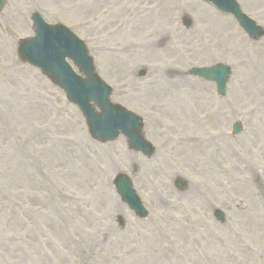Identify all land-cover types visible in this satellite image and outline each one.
<instances>
[{
	"label": "rangeland",
	"instance_id": "1",
	"mask_svg": "<svg viewBox=\"0 0 264 264\" xmlns=\"http://www.w3.org/2000/svg\"><path fill=\"white\" fill-rule=\"evenodd\" d=\"M157 1L7 0L0 13V264H264L259 220L241 217L253 199L232 190L245 171L257 174V185L264 179V0H235L262 28L259 38L203 0H168L175 40L211 43L210 54L182 69L171 68L170 55H148L151 42L144 41L162 25L153 16ZM35 13L86 45L97 75L112 88L111 101L142 119L151 156L132 150L123 135L94 140L63 90L20 59L19 43L35 36ZM216 65L231 71L224 96L214 82L192 75ZM177 77L182 84L168 83ZM247 82L257 85L252 92L242 86ZM203 134L212 140L219 177L210 184L184 143ZM122 175L145 218L119 196ZM216 210L225 213L224 223Z\"/></svg>",
	"mask_w": 264,
	"mask_h": 264
},
{
	"label": "water",
	"instance_id": "2",
	"mask_svg": "<svg viewBox=\"0 0 264 264\" xmlns=\"http://www.w3.org/2000/svg\"><path fill=\"white\" fill-rule=\"evenodd\" d=\"M206 1L222 12L234 15L251 37L263 36V30L242 13L235 1ZM5 3L6 0H0V12ZM32 20L36 27V36L20 42V59L40 69L66 93L68 100L77 106L85 117L89 133L94 140L105 143L124 135L132 150L151 156L154 148L143 136L141 119L123 107L111 103L112 91L96 75L93 60L88 55L84 43L63 26L47 25L39 14H34ZM186 24L190 23L186 21ZM67 59L72 60L85 75V79L74 72ZM193 75L216 83L219 94L223 96L226 94L231 71L227 66L216 65L209 69H196ZM92 104L100 109V113L96 112ZM240 132L241 127L235 126L234 133ZM178 187L182 188L183 184L178 182ZM116 188L122 200L137 216L140 218L147 216V211L127 176L118 177ZM216 217L221 222L225 221L224 214L220 211L217 212Z\"/></svg>",
	"mask_w": 264,
	"mask_h": 264
},
{
	"label": "bare ground",
	"instance_id": "3",
	"mask_svg": "<svg viewBox=\"0 0 264 264\" xmlns=\"http://www.w3.org/2000/svg\"><path fill=\"white\" fill-rule=\"evenodd\" d=\"M156 5L157 6L153 10V16L160 18L162 20V25L155 32H153L154 34L151 33L150 36H147L146 40L144 41V42H147V41L151 42L152 52L148 54L151 58L156 59L159 57L170 55L167 61L170 63L171 68L178 69L179 67L180 69H182L183 66L185 67L189 66L190 61H192L194 58H198L199 54H202V53L207 54V55L210 54V51L207 49L209 48V45L211 44L209 42L206 44H197V43L195 44L194 42H191L190 43L191 45H188V44H182L178 42L177 40H175L179 30H178V27L175 25V23H172L171 21L172 14L169 10L170 1L168 2V0H158L156 2ZM192 5L195 7H200V5L197 2L195 3L192 2ZM147 10H149V8H147ZM202 10L210 13V10L208 8L203 7ZM205 16H203V18ZM228 23H230L229 19L223 20V26H226ZM169 36H172L175 41L171 39V37L169 38ZM230 38L232 37L230 36ZM230 38H227V40L229 41ZM169 40L171 42H169ZM238 43H241V42L238 41ZM156 44H158L160 49H155L157 47ZM143 46L147 47L150 45L144 43ZM235 46H238V45L235 44ZM239 48L242 49V51L244 50L252 51V48L250 49V46L244 43H241ZM210 50H212L211 46H210ZM241 57H244V56L241 55ZM181 79H182L181 77H177L173 81H168V83L170 85L182 84ZM242 86L248 92H252L255 86L257 85H255V83H252V82H247ZM185 90H186L187 95L189 94L192 95V93L188 91L186 88ZM152 127H154L153 124H152ZM149 131H150L149 133L153 134V131L151 130ZM159 131H162V129H159ZM184 143L188 144L192 148L189 151H187V153H188V158L191 160L193 164H195V166L193 167L197 168L199 166H204L207 168V170H205L204 173L209 174L210 177L206 180V182L210 184V181H213V180L217 181V179L215 178H219V177L214 176V174L216 173V169H215V163L213 160L215 151L212 149V145H211L212 140L209 138H206V136L203 134L197 139L187 140ZM211 157L213 161L211 160ZM164 173L167 176H170V172L168 170H165ZM198 174L201 175L202 173L199 171ZM256 178H258L257 174L245 171V173L239 175L236 178L235 182L233 181L232 190L234 192H237L238 194H241L239 195V197H243L244 199L250 200V201L251 199H253L250 204L248 203L244 205V207L241 210L242 212L241 217L246 216L247 213L248 215L253 214L252 216L256 219V225L258 224V220H259L260 229L256 230V232L258 233V235L261 234L260 236H262V238L264 239V215H263L264 197L262 193L263 188H264V179L262 180L261 185L259 184L257 185L255 181ZM114 208L117 213L122 211L121 206L115 205Z\"/></svg>",
	"mask_w": 264,
	"mask_h": 264
}]
</instances>
